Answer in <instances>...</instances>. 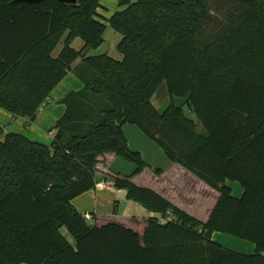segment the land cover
I'll use <instances>...</instances> for the list:
<instances>
[{
    "label": "trees",
    "instance_id": "trees-1",
    "mask_svg": "<svg viewBox=\"0 0 264 264\" xmlns=\"http://www.w3.org/2000/svg\"><path fill=\"white\" fill-rule=\"evenodd\" d=\"M118 1L107 19L99 0H0L1 108L31 123L69 71L83 82L62 99L50 146L0 125V264H264V0H232L243 8L236 25L205 45L207 0ZM104 20L121 35V59L90 53L104 42ZM77 37L80 50L71 46ZM163 83L171 102L160 111L152 101ZM174 97L186 98L205 133ZM126 124L219 192L207 221L131 181L146 163L130 149ZM110 152L136 165L131 176L112 177L114 186L154 216L115 209L92 212L89 222L75 209ZM215 231L251 241L255 252L222 245Z\"/></svg>",
    "mask_w": 264,
    "mask_h": 264
},
{
    "label": "crops",
    "instance_id": "crops-1",
    "mask_svg": "<svg viewBox=\"0 0 264 264\" xmlns=\"http://www.w3.org/2000/svg\"><path fill=\"white\" fill-rule=\"evenodd\" d=\"M99 2L102 5V8L99 9V13L103 18L108 19L117 11H119L118 0H99ZM110 10L111 15H107ZM67 36L68 33H66L58 42L53 51L54 57H57L62 51ZM79 39L81 38L77 37L71 43V46L77 50L82 49L84 46V41L81 39L83 42H80ZM119 41L116 43V49ZM81 46L82 48H80ZM103 53L108 54V52L104 49L100 53L93 55H99ZM113 57L116 59H121L122 55L119 53L118 56L116 55ZM79 62L80 59H78L73 64V66H76ZM69 78L71 79L70 82H68ZM73 79H75V82ZM82 88L83 82L77 77L74 71H69L65 78L51 91L48 99L39 108L36 120L31 123H28L27 117H13L9 111L0 107V125L4 128V134L10 132L20 133L31 140L50 146L55 135L54 126L57 120L64 114L66 110L65 105L62 103V99L68 92L72 90H80ZM126 125H124L123 129L129 142L128 132L137 133L138 135L140 132L134 130L132 128L133 126ZM123 160L126 161L114 152L106 153L105 155L99 157V163L97 164V175L100 181L97 183L94 189L87 191L72 200V204L78 212L110 213L116 209L120 213L133 216L148 217L155 215L154 212H151L140 203L128 199L126 189H120L114 186L112 177L125 178L131 176L136 170V165L134 166V163H125ZM155 171L156 174H153V180L155 182L154 186H147L141 183L139 181L141 177L140 174L132 176L131 181L137 186L153 189L164 198L169 200L173 205L179 207L194 218L202 222L207 221L220 196L217 190L208 186L196 175L186 170L178 163L172 162L170 159L167 164L163 165L162 168H157ZM236 190L237 193L241 192L243 194L244 192L243 187L241 189L236 188ZM63 229L66 228L61 229L62 234L73 243V238L70 239L68 236H66V234L63 232ZM217 233L218 232L215 231L212 235V238ZM240 243L244 248L247 249V253H251L252 251L255 252V244H253V246L250 242Z\"/></svg>",
    "mask_w": 264,
    "mask_h": 264
},
{
    "label": "rangeland",
    "instance_id": "rangeland-1",
    "mask_svg": "<svg viewBox=\"0 0 264 264\" xmlns=\"http://www.w3.org/2000/svg\"><path fill=\"white\" fill-rule=\"evenodd\" d=\"M207 5L209 6V9L212 15L204 23V26L202 28V32L199 37V42H201V45H205L207 43L212 42L213 40L217 38H220L226 35L227 32L231 28H233L237 23V20L234 17V14L240 13L239 11L242 8V7L240 8V5H238V3L232 0H207ZM120 9L121 8L119 6L118 10ZM110 13H111V10L107 15H111ZM118 38L119 39L121 38L120 34L117 33L111 27V25H109L107 22V28L104 34L105 41L97 49L91 50L90 53L97 54L105 49L109 55L118 56L119 52L116 49V43L117 41H119ZM79 40L80 42H83L81 39ZM80 48H82V46ZM70 78H75V77H70ZM70 78L68 79V82H70L71 80ZM73 80L75 82V79ZM152 102L155 105V107L160 111H163L170 104L171 100H170V97L167 91V86L165 83H163L159 87ZM185 102H186L185 97H174V103L178 106H182L186 115L197 123V130L200 133H205V129L202 123L199 121L195 113L188 109ZM126 126H133L132 128L134 130H137L140 132L139 135L137 133L128 132L129 147L134 151H138L146 163L143 170L139 173L141 176L139 181L147 186H154L155 182L153 180V174H156L155 170L157 168H162L163 165L167 164L169 161V158L166 156L163 149L158 145V143L148 138L139 127L133 124L132 125L127 124ZM123 162L126 163L128 161L123 160ZM128 164H131V163H128ZM227 184L232 187L234 195L238 197L242 196V193L241 192L237 193V190H236V188H240V189L242 188L241 184L238 181L227 180ZM63 232L70 239L72 238L66 229H63ZM213 239H215L216 241H218L219 243H221L222 245L228 248L240 251L242 253H246V254L254 253V251H252L251 253H247V249L244 248L240 243V242H250L253 245L254 243H252L251 241L240 239L233 235L221 233V232H218L213 237Z\"/></svg>",
    "mask_w": 264,
    "mask_h": 264
},
{
    "label": "built area",
    "instance_id": "built-area-1",
    "mask_svg": "<svg viewBox=\"0 0 264 264\" xmlns=\"http://www.w3.org/2000/svg\"><path fill=\"white\" fill-rule=\"evenodd\" d=\"M83 217L89 222L92 221V214L89 212L83 213ZM159 220L162 224H166V223L172 221V217L170 215L167 217H159Z\"/></svg>",
    "mask_w": 264,
    "mask_h": 264
},
{
    "label": "water",
    "instance_id": "water-1",
    "mask_svg": "<svg viewBox=\"0 0 264 264\" xmlns=\"http://www.w3.org/2000/svg\"><path fill=\"white\" fill-rule=\"evenodd\" d=\"M19 1L39 2V1H42V0H19ZM60 1L75 2L76 0H60Z\"/></svg>",
    "mask_w": 264,
    "mask_h": 264
}]
</instances>
